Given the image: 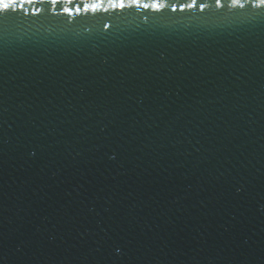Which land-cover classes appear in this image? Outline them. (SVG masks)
I'll return each mask as SVG.
<instances>
[{
	"label": "water",
	"instance_id": "1",
	"mask_svg": "<svg viewBox=\"0 0 264 264\" xmlns=\"http://www.w3.org/2000/svg\"><path fill=\"white\" fill-rule=\"evenodd\" d=\"M92 2L0 24V264H264V10Z\"/></svg>",
	"mask_w": 264,
	"mask_h": 264
},
{
	"label": "snow or ice",
	"instance_id": "2",
	"mask_svg": "<svg viewBox=\"0 0 264 264\" xmlns=\"http://www.w3.org/2000/svg\"><path fill=\"white\" fill-rule=\"evenodd\" d=\"M45 0H0V24L6 22L11 17L9 16L10 12H15L18 8L23 9L25 13L27 14V9L24 8L25 4H34V3H43ZM49 3H51L53 6L57 5L60 0H48ZM65 3H72V0H64ZM103 0H94V2L85 4L83 11H97L102 4ZM109 4L112 7H120L123 8L126 6L125 0H108ZM130 5H135L139 7H152L154 10L159 11L161 8L164 7V4L160 2V0H152L151 5L144 3L141 4V0H129ZM217 7H220V0H216ZM248 4L251 9H259L264 10V0H231V6L233 8H244L245 5ZM195 6V0H193L192 4L187 5V7H193ZM204 5H201V8H203ZM40 10L36 9L33 11V15H36ZM81 9L77 8L75 9L76 13H79ZM173 11H175V8H173ZM63 12L67 15H72L73 10L69 8H64ZM119 252V249H117Z\"/></svg>",
	"mask_w": 264,
	"mask_h": 264
}]
</instances>
